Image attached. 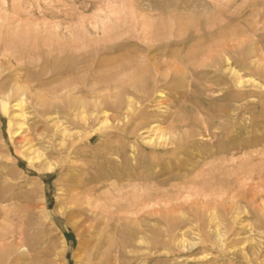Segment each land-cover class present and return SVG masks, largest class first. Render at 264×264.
Here are the masks:
<instances>
[{
  "label": "rangeland",
  "instance_id": "374dc122",
  "mask_svg": "<svg viewBox=\"0 0 264 264\" xmlns=\"http://www.w3.org/2000/svg\"><path fill=\"white\" fill-rule=\"evenodd\" d=\"M212 18L234 29L221 56L226 38L198 50L179 37ZM149 32L167 52L147 49ZM64 55L139 61L162 97L136 94L135 118L107 109L101 128L100 86L72 83ZM0 65V235L6 213L24 235L21 264H93L99 248L110 264H264V0H0ZM230 69L249 84L234 88ZM169 115L192 125L174 152L147 144L151 126L173 131ZM235 205L238 220L214 226Z\"/></svg>",
  "mask_w": 264,
  "mask_h": 264
},
{
  "label": "bare ground",
  "instance_id": "6f19581e",
  "mask_svg": "<svg viewBox=\"0 0 264 264\" xmlns=\"http://www.w3.org/2000/svg\"><path fill=\"white\" fill-rule=\"evenodd\" d=\"M197 23H198V21H197ZM149 24H148L149 25L148 28H151V30H152L151 21L149 22ZM201 25H203V28L200 27ZM195 26H197V25H195ZM232 27L227 25L223 19L217 21L216 19L212 18V19L207 20L206 22L198 24L197 28L194 30L186 31L183 34H179V37H180V35L184 38L187 37L189 41H191L192 39L194 41V38H195V40H196L195 43H196V47H197L195 49H198V50H199V48L204 49L205 47H207L206 45H208L209 47L211 45L214 48L215 47L219 48V46H220L221 49H222V47L228 48V42L230 41L229 39H231L230 36H232L231 34H233V31H234V29ZM148 34H149L148 39H149L151 44L149 46L147 45V49H153L154 47L157 46L160 49L167 52L169 47L172 45L170 41H163L160 36H159L160 39L154 37L152 32L151 33L149 32ZM223 38H226L225 42H221L222 44H219V46H217L219 43V39H223ZM227 38H229V39H227ZM191 50H192L191 52L186 54L188 59L194 58L195 53L197 52L194 49H191ZM224 50L225 49H222L219 53H215V55L221 56L222 54H224ZM211 54H213V53L210 52L208 61H210L211 65H212L211 67H215L216 65H218L219 58H218V60H216L214 58V56H212ZM80 57H82L81 60H79L77 58H72V57L68 58V56L67 57L65 56L64 60L62 61L63 65H61V67H63L64 73L68 74L71 77L72 80L71 79L70 80L75 85H77L79 83L80 85L85 86L83 84L88 85L89 82H93L94 85L100 86L99 91L97 92L98 102L91 105L90 110L92 112V115L95 114V117L98 116L97 120H99V124H101V126H100L101 128L107 127V123L109 121V114L107 112V109H110V110L112 109V110L118 112V114H120L119 116L123 117V120H124L123 123L125 121H128V119H132V117L135 118V114H134V112H135L134 111L135 98H134V96L136 94L143 95L144 98H147V97L152 96V95H157L158 98L162 97V91H161V89L159 90V87H158L159 82H158V79L156 76L157 72L154 75V74L150 73L149 71L144 70L143 67L141 65H139V63H140L139 61L137 62V61H132V60H125V65H123V64L119 65L120 64L119 63L118 64L119 66H116V65L109 66L108 64L107 65L105 64V60H106L105 58H104L105 60H101L100 59L101 57L97 58L96 56H91V55H85V57H84V55H82ZM185 57L183 56V57L178 58L180 60L179 62L186 59ZM196 58L192 59V60L195 61V60H197ZM138 59H139V57H138ZM141 59L144 62H146L145 56L142 57ZM188 59H187V61H188ZM134 60H135V58H134ZM147 61H148V59H147ZM103 68H109V70L107 71L108 74L105 73L106 71H102ZM118 68H119V70H118ZM260 69L261 68H259L258 70H260ZM0 70H1V65H0ZM127 70H129L133 73L131 78L125 83L124 82L123 83L118 82L117 81L118 73H121V72L123 73V71H127ZM101 71H102V73L98 75V72H101ZM259 73H260V71H259ZM228 74L230 75V77L233 80L232 85H234V88H236L237 90L242 89L244 86H247L249 84L247 79L240 77L239 76L240 74L238 73L239 74L238 75L236 73V71H234L233 69H230ZM161 78H162L161 82L162 81L166 82V80L168 79V75H163V76H161ZM251 83H252V81H251ZM111 86H113V87H111ZM109 87H111L112 90L115 91V93L113 95L112 94L107 95L106 97L102 98V96H101L102 93H104L106 91L109 92L111 90V88H109ZM235 91H232V92L228 91L226 98L228 100H233L234 98L247 97V94H242V93H238ZM14 93L17 96V98H19V100H17V102L12 106V108L14 109V111H16V112L19 111L21 113L18 115L21 119V121L18 123V131H20L23 129V126H24V120H23L24 114H23V110H22V108H23L22 105H23L24 100L22 99V97L25 95V89L22 86H19L15 89ZM76 103H78V102H76ZM74 104H75V101H74ZM75 106H76V104H75ZM78 106H79V104H78ZM76 108H79V107H76ZM74 109L75 108L73 106V110ZM73 110H69V112L73 111ZM75 112H77V111H75ZM82 114H83V112H81L80 116ZM73 115L74 114H72V116ZM83 115H82V122L83 121L86 122L87 119H85V116H83ZM99 116H101V117H99ZM118 117H115V120H117ZM169 117H168L169 120H171V124H170L171 129L170 130H173V131L172 132L170 131L171 133L170 132L165 133L159 129V126H151V128H150L151 132L150 133H152L153 138L150 139L149 141L147 140L148 141L147 144L157 143L158 147H162V148L170 147L173 149L172 152H174L176 150L178 151L181 144H183V142L188 138V137L184 136L183 133H179V130L182 128H189L192 125H190L191 123L189 124V123H185L183 121H180L177 118L178 116H176V115H174V116L169 115ZM72 118H74V117H72ZM111 129L117 130V128H115V127L111 128ZM99 130H100V128H99ZM96 131H98V129ZM61 133L63 135L66 132L63 129ZM14 134H17V133H14ZM114 142H116V141H114ZM113 144H115V143H113ZM28 150H32V149L30 148ZM32 152H33V150H32ZM169 152H170V150H169ZM33 154H35L34 156H36L38 158V160L41 157L40 154H38L36 151L33 152ZM165 154H167V153H164V155ZM32 160H34V159H32ZM42 165H43V163H42ZM48 170H49V168H48ZM242 213L243 212H240V210L238 209V206L235 205L231 209H229V212L225 216L221 217L222 219H219L217 221L214 218L211 220V222L214 224V226L219 228L221 225H224V223L228 224L226 217L230 218L232 220V222L235 223ZM4 217L6 220L5 226L8 227V225H6L8 215L6 213H4ZM217 219H218V217H217ZM6 227L2 228V231L4 233H2L0 235V264H21L22 259L24 257L26 258L25 247H24L25 243H24V237H23L24 235L22 233V230L18 228L19 230H11L10 231V230L6 229ZM216 229H215V235L214 236L217 240H219V243L223 244V242H221V238H223V235L219 232V230H216ZM181 242L183 243V241H181ZM99 252H100V248H99V250H96V251H94V249L92 250V253H91L92 259L90 260V263H93V264H110L109 259H102L101 256H98ZM102 255H104V254H102Z\"/></svg>",
  "mask_w": 264,
  "mask_h": 264
}]
</instances>
